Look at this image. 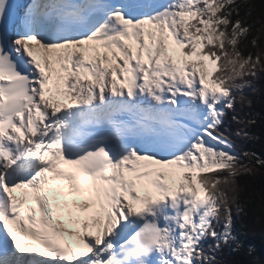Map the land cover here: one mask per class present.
Listing matches in <instances>:
<instances>
[{
  "label": "snow or ice",
  "instance_id": "1",
  "mask_svg": "<svg viewBox=\"0 0 264 264\" xmlns=\"http://www.w3.org/2000/svg\"><path fill=\"white\" fill-rule=\"evenodd\" d=\"M241 7L0 0V264H217L207 240L242 248L229 191L251 169L220 129L264 51Z\"/></svg>",
  "mask_w": 264,
  "mask_h": 264
},
{
  "label": "trees",
  "instance_id": "2",
  "mask_svg": "<svg viewBox=\"0 0 264 264\" xmlns=\"http://www.w3.org/2000/svg\"><path fill=\"white\" fill-rule=\"evenodd\" d=\"M236 3L242 5L240 18L251 26L249 41L259 36L260 49L264 51V0H236ZM248 50L256 51L250 46ZM247 79L251 80V86L237 90L235 109L228 113L220 129L241 156V162L251 169L250 173L237 178L236 191H229L234 200L231 203L233 235L242 242V248L232 251L236 247L233 242L231 248L221 245L220 250L211 253L208 246L214 241L207 240L205 251L215 255L217 264H264V165L256 164V157L264 160V73ZM233 115L238 117L239 123L231 119ZM253 118L256 123H249ZM238 132L241 134L237 135ZM244 132L249 135H243ZM245 152L255 156H245ZM223 223L221 220L216 225L218 231L223 230Z\"/></svg>",
  "mask_w": 264,
  "mask_h": 264
},
{
  "label": "rangeland",
  "instance_id": "3",
  "mask_svg": "<svg viewBox=\"0 0 264 264\" xmlns=\"http://www.w3.org/2000/svg\"><path fill=\"white\" fill-rule=\"evenodd\" d=\"M157 1H159V3H166L167 2V0H157Z\"/></svg>",
  "mask_w": 264,
  "mask_h": 264
},
{
  "label": "bare ground",
  "instance_id": "4",
  "mask_svg": "<svg viewBox=\"0 0 264 264\" xmlns=\"http://www.w3.org/2000/svg\"><path fill=\"white\" fill-rule=\"evenodd\" d=\"M157 2H159V1H157ZM25 3H27V0L25 1Z\"/></svg>",
  "mask_w": 264,
  "mask_h": 264
}]
</instances>
